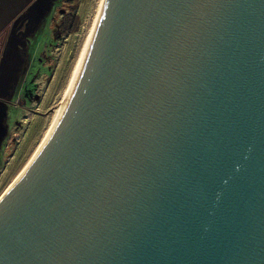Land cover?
<instances>
[{
    "label": "water",
    "instance_id": "1",
    "mask_svg": "<svg viewBox=\"0 0 264 264\" xmlns=\"http://www.w3.org/2000/svg\"><path fill=\"white\" fill-rule=\"evenodd\" d=\"M0 264H264V0H104Z\"/></svg>",
    "mask_w": 264,
    "mask_h": 264
},
{
    "label": "rangeland",
    "instance_id": "2",
    "mask_svg": "<svg viewBox=\"0 0 264 264\" xmlns=\"http://www.w3.org/2000/svg\"><path fill=\"white\" fill-rule=\"evenodd\" d=\"M99 1L11 0L16 10L6 5V17L29 22L17 35L4 17L0 34V197L45 135Z\"/></svg>",
    "mask_w": 264,
    "mask_h": 264
},
{
    "label": "bare ground",
    "instance_id": "3",
    "mask_svg": "<svg viewBox=\"0 0 264 264\" xmlns=\"http://www.w3.org/2000/svg\"><path fill=\"white\" fill-rule=\"evenodd\" d=\"M103 2H104V0H100L99 3H98V5H97L96 11H95V15H94V18H93L94 20H93V23H92L91 29H90V31H89L88 37H87V39H86V41H85V44H84V46H83V48H82V51H81V53H80V56H79L78 62H77L76 67H75V69H74V71H73L72 77H71V79H70V81H69V84H68V86H67V88H66V91L64 92V94H63V96H62V98H61V103L59 104V106H58V108H57V110H56L54 116L52 117L51 122H50V124H49V127H48V129H47L45 135L43 136L42 140H41L40 143L38 144V147H37L36 150L34 151L33 155H32L31 158L29 159L28 163L23 167V169L21 170V172H19V174H18V175L16 176V178L12 181V183L9 185V187L6 189V191L2 194V196L0 197V201H1V200L3 199V197L7 194V192L11 189V187L15 184V182L20 178V176L24 173V171L27 169V167L29 166V164H30V163L32 162V160L36 157V155L38 154V152H39L40 149L42 148L43 144L45 143V141H46V139H47V137H48V135H49V133H50V131H51V129H52V127H53V125H54L56 119H57V117H58V114H59V112H60V110H61V108H62V106H63V104H64V101H65V99H66V97H67V95H68V93H69V91H70V89H71V87H72V84H73L74 79H75V77H76V74H77V72H78L79 66H80L81 61H82V59H83V57H84V54H85V52H86V50H87V48H88V46H89V44H90V42H91V39H92L93 33H94L95 28H96L97 23H98V19H99V16H100V12H101V9H102Z\"/></svg>",
    "mask_w": 264,
    "mask_h": 264
},
{
    "label": "crops",
    "instance_id": "4",
    "mask_svg": "<svg viewBox=\"0 0 264 264\" xmlns=\"http://www.w3.org/2000/svg\"><path fill=\"white\" fill-rule=\"evenodd\" d=\"M7 4L10 5L9 7L12 8L13 10H16L15 7L18 6V5L13 4L11 0H0V34L5 29L4 17H6V14H7V7H6ZM6 23L8 25V29H11V27L13 26V31H15L16 27L19 24V21H16L13 17L10 18V16H7ZM0 50H1V45H0Z\"/></svg>",
    "mask_w": 264,
    "mask_h": 264
},
{
    "label": "flooded vegetation",
    "instance_id": "5",
    "mask_svg": "<svg viewBox=\"0 0 264 264\" xmlns=\"http://www.w3.org/2000/svg\"><path fill=\"white\" fill-rule=\"evenodd\" d=\"M28 22H29L28 20H23L22 22L19 21V24H18V26L15 29V31H19L17 33V35H19V33H21V29L22 28H23L22 31L26 28V26L28 25Z\"/></svg>",
    "mask_w": 264,
    "mask_h": 264
},
{
    "label": "trees",
    "instance_id": "6",
    "mask_svg": "<svg viewBox=\"0 0 264 264\" xmlns=\"http://www.w3.org/2000/svg\"><path fill=\"white\" fill-rule=\"evenodd\" d=\"M71 28H73L72 26H71ZM73 31V30H72Z\"/></svg>",
    "mask_w": 264,
    "mask_h": 264
}]
</instances>
